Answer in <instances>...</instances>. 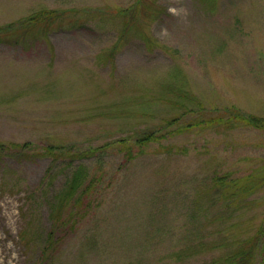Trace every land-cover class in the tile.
Returning a JSON list of instances; mask_svg holds the SVG:
<instances>
[{
	"label": "rangeland",
	"instance_id": "1",
	"mask_svg": "<svg viewBox=\"0 0 264 264\" xmlns=\"http://www.w3.org/2000/svg\"><path fill=\"white\" fill-rule=\"evenodd\" d=\"M252 115L264 0H0V264H228L253 238L264 264ZM250 175L235 210L206 194Z\"/></svg>",
	"mask_w": 264,
	"mask_h": 264
},
{
	"label": "trees",
	"instance_id": "2",
	"mask_svg": "<svg viewBox=\"0 0 264 264\" xmlns=\"http://www.w3.org/2000/svg\"><path fill=\"white\" fill-rule=\"evenodd\" d=\"M140 1V0H139ZM121 14L124 16L129 15V10H122ZM43 14H38V17H40ZM32 21H36L31 19ZM38 21V19H37ZM243 121L246 122L249 126H252L254 128L264 130V118L257 117V116H249L248 118H243ZM159 137L156 136L154 133H150V135L146 136L144 139H140L138 141V144L145 145L149 144L155 141H158ZM56 151L55 153H57ZM0 153L5 154V149L3 146H0ZM126 154L129 158H133L132 154L127 150ZM79 169V168H78ZM255 176L258 180L264 181V172L257 171L252 174ZM247 176L246 178H232L230 176H215L211 179L210 186L206 190V194L209 195L211 198H214L216 200H219L220 202H230L234 210L239 208L240 206L247 203V200L257 192L256 188L257 185L252 182L253 176ZM84 177L81 176L79 172H75L73 175L72 180L68 184L67 190L70 195H74L76 192L80 191L82 189V183H83ZM96 189V186L94 185V181H91L88 186L82 189V193L91 194ZM67 200V198H65ZM61 200L59 201L60 204ZM79 204L80 198L73 199L69 204L72 203ZM241 203L240 205H237ZM59 204L57 206V210H59ZM59 212V211H58ZM57 212V216H58ZM74 221V217L71 218L70 223ZM49 237V242L52 243L54 241V232L51 231L47 235ZM50 248L47 249V252H49ZM255 251V241L254 238L252 240H249L248 242H242L236 250L231 252L229 255L225 256L224 263H235V264H242L241 261H245V264H250L252 262V258ZM48 254V253H47Z\"/></svg>",
	"mask_w": 264,
	"mask_h": 264
}]
</instances>
